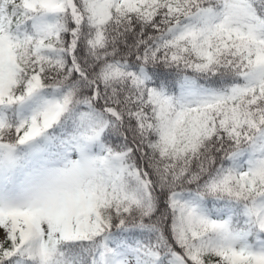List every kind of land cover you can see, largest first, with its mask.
<instances>
[{"label": "snow or ice", "instance_id": "obj_1", "mask_svg": "<svg viewBox=\"0 0 264 264\" xmlns=\"http://www.w3.org/2000/svg\"><path fill=\"white\" fill-rule=\"evenodd\" d=\"M0 264H264V0H0Z\"/></svg>", "mask_w": 264, "mask_h": 264}]
</instances>
